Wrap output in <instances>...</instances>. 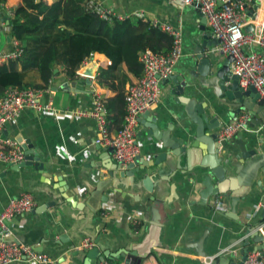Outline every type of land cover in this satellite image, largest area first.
I'll return each instance as SVG.
<instances>
[{"label": "crops", "instance_id": "crops-1", "mask_svg": "<svg viewBox=\"0 0 264 264\" xmlns=\"http://www.w3.org/2000/svg\"><path fill=\"white\" fill-rule=\"evenodd\" d=\"M44 1L54 3L58 0ZM95 1L120 16L128 18L143 13L146 21L165 23L179 29L183 55L174 67L172 74L174 77H186L185 65L196 68V64L192 62L193 56L189 52L195 47L193 39L198 38L201 41L206 33L212 35L206 23L202 31L204 17L192 6H175L171 0ZM18 5H21V0H7L4 8H0V55L14 50V40L5 21L7 17L5 10L13 11ZM252 10L250 8L249 12ZM165 36L171 49V37L167 34ZM212 41H214L213 37ZM217 46L208 49V53ZM216 56L213 66L220 67L227 56ZM108 65L110 62L106 57L93 54L84 62L79 70L81 76L76 79L66 77L62 66H55V78L50 81L48 92L42 101L51 103L59 113L37 115L25 109L16 122L9 123L4 128L3 137L15 142L18 139L29 142L34 151L33 157H39L38 164L42 166L36 168L37 162L32 161V166L24 165L16 169L15 166H7L0 161V212L6 209L10 200L19 197L21 193H30L34 197L35 209L48 203H56L55 207L48 208L39 215L30 212L5 221L12 235H30L39 227L40 232L43 229L42 234L52 239L70 231L71 227H76L78 231L86 233H92L91 229L95 230V233L109 240L110 246L115 245L116 242L121 246L139 244L147 236L152 221L151 210L154 207L151 201L142 204L136 201L138 198H133L129 193L121 195L118 191L109 190L108 202L102 204L101 211L92 220H86L84 211L80 209L81 203L89 198L88 188L108 178V170L104 165L109 166L110 162L113 163L108 148L99 146L100 148L96 149L94 141L97 122L92 117L96 96L107 105L110 115L118 113L116 94L102 88L96 79L97 70ZM38 68V62L32 60L22 64L23 71H35ZM86 74L92 76L88 78ZM129 81L135 80L131 76L128 77L123 85L125 91L129 87ZM177 84L178 82L175 83L173 80L164 81L161 84L162 94L159 101L148 113L142 115L145 119L141 116L139 119L138 134L143 146L140 158L150 162L154 154L165 153L166 159L163 165L171 173L167 183L164 184L167 191L166 201L157 205L161 217V246L152 248L150 256L143 260V264H208V260L215 257L222 258L221 264H235L240 260L238 243L245 237L243 234L245 226L248 224L257 226L262 223L258 230L264 234V175L261 171L256 173L260 185L257 184L256 179H250L247 185L237 183L233 174L235 167L232 164L236 163L242 168V162L238 147L233 141L237 137L229 139L221 145L228 151V155H220L224 164H229L228 181H226L228 186L234 184L237 192L242 193L237 206V218L226 216L230 211V199L226 196H217L224 200L228 208L225 214L213 210L211 203L216 197H209L206 203L201 202L200 192L204 189L201 182L208 176L209 170L199 167L201 166L199 164L205 163V159L209 157L207 142L209 131L205 128L204 141L198 142L197 127L185 115V105L198 103L197 105L201 104L205 107L208 120L215 118L218 121L215 123L216 126L218 125L215 132L238 114H229L223 105H218L211 90L200 88L196 81L192 86L185 88L184 94L179 96L173 92L176 91ZM78 112L83 113L84 116L75 119L72 114ZM152 122H156L160 132L167 134L172 144H176L177 140H183V147L187 149V153L175 155L173 150L162 148L160 142L147 136L149 127L154 126ZM239 136L247 149L252 148L251 142H255L257 137L261 148L259 153H264L262 126L256 129L248 127V131L242 132ZM192 145L196 148L193 149ZM247 174L244 170L246 175L244 182L249 179ZM211 182L213 185L218 184L214 177H211ZM203 236L205 239L202 249L209 259L198 257L196 253V243ZM81 240L83 243L88 239L84 236L73 237L69 245H79ZM250 244L253 245L252 241ZM64 247L66 245L58 244L52 251L54 254H59ZM233 251H236V256L232 254ZM74 252L75 250H69L68 254L63 256L65 261L61 264H82L80 254L75 258L72 257ZM106 262L123 264L121 259ZM53 263L50 261V264Z\"/></svg>", "mask_w": 264, "mask_h": 264}, {"label": "water", "instance_id": "water-1", "mask_svg": "<svg viewBox=\"0 0 264 264\" xmlns=\"http://www.w3.org/2000/svg\"><path fill=\"white\" fill-rule=\"evenodd\" d=\"M171 1L175 6H184L181 1ZM251 15L252 13L248 15L246 21H248ZM204 23H206V20L202 22V31H204ZM244 30L245 33H250L252 32V27L246 26ZM212 37L210 33H206L201 41L198 40V38L193 39L195 47L189 52L193 56L192 62L196 64V68L185 65L186 77H174L171 75L165 81L173 80L175 83L178 82L175 87L176 91H173L175 95L178 96L183 95L184 89L192 86V83L196 81L200 88H209L212 92V96L217 100L218 105H223L229 114L236 115L245 111L252 117L248 125L249 128L256 129L262 126L264 129V102L253 88L244 91L239 87L238 77L232 74L229 69V65L233 62V58L227 56L222 66H213V61L207 50L213 46L220 45L221 42L218 40L212 41ZM90 76L92 75H87L88 78H90ZM197 104H186L184 112L197 127L196 136L198 142L204 141L205 128L209 131V141H207L209 145V157L205 159V163L199 164L201 165L199 167H204L209 170L208 176L201 182L204 187L200 192L201 202L206 203L209 197H217L219 195L226 196L230 199V211L226 216L236 219L238 214L237 206L242 197V193L237 192L236 187L234 188V184L229 187L226 182L228 181L227 172L229 164H224L223 157H221L220 154L227 156L228 151L217 141V131L215 132V130L218 125L216 126L215 123H218V121L215 118L208 120L205 107L201 104ZM144 117L145 116H141V118L145 119ZM152 123L154 126L152 125L149 127V131L146 133L147 136L153 137L156 141L160 142L162 148L173 150L175 155L187 153V149L183 147V140H177L176 144H172L167 134L159 131L156 122ZM236 137V139H232H234V144L238 147L242 168H239L236 163H233L232 166L235 167L233 174L235 176L234 178L237 179V183L240 185H247L250 179H256L257 171H261L264 175V153H259L261 148L257 142V137H255V142H251V149H247L241 136L238 135ZM16 142L25 153V161L15 166V168L18 169L24 165L32 166V161H36L37 165H35V167L40 168L42 166L38 164L40 159L37 156L33 157L34 151L29 142H23L22 139H18ZM99 148V146H96V149ZM192 148H196L195 145H192ZM108 153L112 154V149H108ZM165 159V153L154 154L150 162L138 156L135 158L134 162L129 164L124 170H121L120 167L112 162H110L109 166L104 165V168L108 170V178L95 184L92 188H88L89 198L80 205V209L84 211L86 220L89 221L101 211L102 204L108 202L107 192L109 190L118 191L121 195L129 193L133 198H138L136 201L142 204H145L146 201H151L154 203V207L151 210L152 221L147 236L141 243L128 245V247L126 245L121 246L120 243L116 242L115 245L110 246L109 240L102 238L101 235L94 232L95 230L93 231V229H91L90 232L92 233H86L78 231L76 227H71L70 231H66L59 235L58 238L52 237V239L42 234L43 229H41L40 232L39 227H37L30 235L13 234L7 242L29 246L38 254L48 256L50 261L54 262L53 264L63 263L65 261L63 256L68 254L69 250H75L73 253L74 255H72L73 258L77 257L79 254L81 255L82 264H96L98 262H106L107 260L113 259H121L123 264H143V260L150 256L151 249L161 246V217L157 205L161 202L165 203L166 201L165 193H167V191L164 188V184L167 183V179L171 175L170 171L163 165ZM244 170L248 173L247 177H249L245 182L244 177H246V175H244ZM211 177H214L218 181L217 185L212 184ZM256 181L257 184L260 185L259 180L256 179ZM55 205L56 203L54 202L48 203L39 209H34L32 213L39 215L46 212L48 208L55 207ZM260 225L248 224L245 226L243 231L245 237L238 243V247L240 248V260L235 264H243L249 253L256 251L264 252V236L258 230ZM80 236L87 238L89 242L92 243V247L89 249H80L82 240L79 245H69L73 237ZM204 239V236L199 239L195 249L198 257L209 259V256L202 249ZM250 241H252L253 245L250 244ZM58 244L66 245V247H64V249L60 248L61 252L59 254H54L52 250H54ZM57 250H59V248H57ZM221 263L222 258L215 257L208 260V264Z\"/></svg>", "mask_w": 264, "mask_h": 264}, {"label": "built area", "instance_id": "built-area-1", "mask_svg": "<svg viewBox=\"0 0 264 264\" xmlns=\"http://www.w3.org/2000/svg\"><path fill=\"white\" fill-rule=\"evenodd\" d=\"M181 1L184 6L198 9L206 20L213 39L220 41L210 56L214 62L216 55L231 56L230 72L238 77V85L244 91L253 88L264 102V0H173ZM257 7V8H256ZM87 11L100 19L113 23L127 19L112 10L104 8L95 0L85 4ZM252 8V12L249 9ZM252 15L246 21L248 15ZM6 16H12V11L5 10ZM135 17L144 20L143 13ZM160 31L171 37L172 46L168 53L159 54L146 50L140 55L143 66L142 75L132 82L125 95L126 115L124 123L112 134L107 128V109L100 97H95L92 117L97 122L96 146L112 149L111 158L121 170L133 163L141 155L142 142L138 134L140 116L148 113L161 97V84L174 72V67L182 57L181 32L176 27L165 23H153ZM112 26V24H111ZM251 26L252 32L245 33V27ZM22 53L21 47L14 42V50L0 55V63L17 59ZM81 76V75H80ZM83 77V76H82ZM48 90L9 88L0 96V161L7 166H17L25 161V153L21 146L2 136L4 128L9 123L17 121L20 113L31 110L37 115H57L59 112L51 103L42 101ZM75 119L83 117L78 112L72 114ZM251 116L241 112L217 131V141L220 145L248 131ZM213 210L225 214L228 208L220 197L211 203ZM36 207L34 197L30 193H21L9 201L6 209L0 212V264L25 262L27 264H50L46 255H40L31 247L7 242L12 237L10 228L5 221L32 212ZM264 236L263 232L261 231ZM92 243L84 240L81 249H89ZM236 256V251L232 252ZM96 264H109L98 262ZM243 264H264V252L249 253Z\"/></svg>", "mask_w": 264, "mask_h": 264}, {"label": "trees", "instance_id": "trees-1", "mask_svg": "<svg viewBox=\"0 0 264 264\" xmlns=\"http://www.w3.org/2000/svg\"><path fill=\"white\" fill-rule=\"evenodd\" d=\"M87 1L21 0L12 16L5 17L10 36L22 53L15 60L0 63V96L9 88L48 89L57 65L62 66L66 77L79 78L84 62L97 53L110 62L97 70L96 79L118 98V113L112 116L107 111L106 117L108 130L115 132L126 115L124 82L129 76L136 80L143 72L141 53H168L170 43L150 21L128 17L109 23L87 11ZM5 4L7 0H0V8ZM30 60L38 62L39 68L23 71L22 64Z\"/></svg>", "mask_w": 264, "mask_h": 264}]
</instances>
